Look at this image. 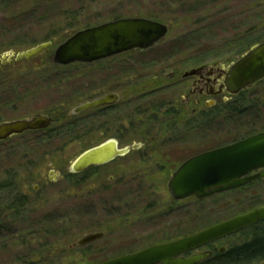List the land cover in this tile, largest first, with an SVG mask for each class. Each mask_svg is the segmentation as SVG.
Returning a JSON list of instances; mask_svg holds the SVG:
<instances>
[{
	"label": "rangeland",
	"instance_id": "obj_1",
	"mask_svg": "<svg viewBox=\"0 0 264 264\" xmlns=\"http://www.w3.org/2000/svg\"><path fill=\"white\" fill-rule=\"evenodd\" d=\"M137 17L168 26L156 47L77 69L50 66V54L75 32ZM263 41L264 0H0V62L9 53L51 43L47 52L2 67L0 123L69 114L113 89L122 100L115 112L92 125L79 124L73 135L53 137L37 131L3 141L0 180L15 176L28 212L14 229L23 238L1 242L0 264L100 263L263 207L264 179L201 201H174L166 184L184 159L264 133V79L232 99L230 110L195 116L187 111L169 132L161 121L144 123V116L137 115L152 104L180 101L184 86L174 84L184 70L229 63ZM171 72L176 77L168 81L165 76ZM157 90L161 92L154 93ZM53 127H58L55 119ZM100 131L107 136L100 138ZM113 136L119 147L146 145L97 172V179L67 178L70 164L81 153ZM173 137L181 140L159 146L157 138ZM93 185L111 189L90 196ZM4 207L0 202V211ZM98 232L104 233L101 239L73 246ZM32 234L37 236L34 241L28 238ZM243 239L246 236L237 233L215 247L225 252Z\"/></svg>",
	"mask_w": 264,
	"mask_h": 264
},
{
	"label": "water",
	"instance_id": "obj_2",
	"mask_svg": "<svg viewBox=\"0 0 264 264\" xmlns=\"http://www.w3.org/2000/svg\"><path fill=\"white\" fill-rule=\"evenodd\" d=\"M167 33L168 29L165 25L143 18H124L106 22L72 34L53 50L50 63L55 67H65L73 63H94L134 50L142 52L156 47ZM50 45L51 43H43L24 52L9 53L1 58L0 65L29 60L46 52ZM197 70H191L185 75H193ZM262 79H264V41L251 47L229 66L222 87L230 96H235ZM116 101L117 97L107 95L76 108L74 113ZM50 126L51 120L40 115L4 122L0 124V142L26 132L44 130ZM138 148L136 144L118 148L116 142L107 141L80 154L70 164L68 173L80 174L90 167L104 165ZM261 179H264V133L203 152L185 161L171 175L167 183V191L174 201L191 197L204 200L237 190ZM261 221H264V206L229 218L191 236L95 264H201L209 259L210 252L193 254L189 257L183 255L235 235ZM102 235V233L89 234L77 240L73 246L87 245L100 239ZM222 251L223 249L220 250Z\"/></svg>",
	"mask_w": 264,
	"mask_h": 264
},
{
	"label": "flooded vegetation",
	"instance_id": "obj_3",
	"mask_svg": "<svg viewBox=\"0 0 264 264\" xmlns=\"http://www.w3.org/2000/svg\"><path fill=\"white\" fill-rule=\"evenodd\" d=\"M143 19H147V20H150V21H153V22L161 23V24L165 25L167 27V29H168V26L166 24H164L160 20H156V19H153V18H143ZM114 20H118V19H114ZM259 43H261V42H259ZM259 43H256V44L250 46L247 50L251 49V47H253L255 45H258ZM134 51H137V50H134ZM244 53H245V51H244ZM113 58L114 57H111V58H108V59H104V60L97 61V62H94V63H89V64H86V63H73V64H70V65L65 66V67H70L72 69H77L79 67L90 66L91 64H96V63H101V62L104 63L105 61L111 60ZM237 59H239V58L237 57L234 61H236ZM49 61H50V58H49ZM234 61H230L229 63L213 62V63H210V64H202V65H199L197 67H192V68L184 70L180 74V80L177 81V83L174 84L175 86H178V85L182 86V84L184 86V90H183L184 92L182 94V98H181L180 101H178L177 99H174L173 101H170L167 104L165 102L162 103V104H158V105L152 104V105H149V107H147V110L140 111V112L137 113V115L144 116V123H151V124L153 123V125H154V124H156V123L161 121V123H163L162 127L164 128V131L165 132H169V131H171L172 127L174 128L176 126L177 121L179 119H181V117L187 111H189V115L191 114V116H195V115H197L199 113L200 114L204 113L205 111H215L218 114L219 112H226V111L230 110V106L229 105H230L231 100L234 99L235 97L241 95L242 92L245 91V90H243V91L239 92L235 96H230L222 87L223 83H224V80H225V77H226L227 70H228L229 66ZM2 67L3 66L0 65V68H1L0 73L2 71ZM57 68H63V67H57ZM194 69H198V70L193 75H188V76L185 75L186 73H188V72H190L191 70H194ZM174 77H176V74L171 72L169 75L165 76V79L168 80V81H172L174 79ZM100 82L103 83L104 80H100ZM113 90H109L108 92H106L104 94H101L98 97H96V98H94V99H92V100H90V101H88L86 103H83V104H81L79 106L74 107L69 112V114L61 113L58 117H55V118L53 116H50V115H40V116H45V117L49 118L51 120V126H53L54 119H55V121L58 123V128L63 127L65 129H68L70 127V128H72L71 132L74 133L76 131V127L77 126H80V125L81 126L82 125L83 126H89L90 124L92 125V124L95 123L96 120L100 119L101 117H103L105 115H108V113H110V112H115L116 111L118 105L122 102V100H121V96L116 91V89H113ZM159 92H161V90H157L154 93H159ZM107 95H114L115 97H117V101L115 103H112V104H108V105H105V106L89 109V110H86V111H83V112H80V113H77V114L74 113V110L76 108H78V107H80V106H82L84 104L90 103V102H92V101H94L96 99H100V98H102L104 96H107ZM155 97H156V94L151 96L152 99H154ZM219 100L221 102H219ZM126 103L127 104H133V101H128ZM182 107L187 109V110L182 109ZM188 107H191V108L188 109ZM36 116H39V115H36ZM170 124H171V126H169ZM44 130H46V129H44ZM37 131H42V130H36V131H32V132H37ZM97 131H99V129ZM72 133H70V135H73ZM99 135H100V138H102L104 135L107 136V134L104 133L103 131H100ZM70 138L72 139V136ZM8 139H10V138H8ZM154 139H156V138H154ZM182 139H184V138H182ZM152 140L153 139H149L148 141H150V143H152ZM177 140H181V138H179V137H173V138H168V139H159V138H157V141L160 142L159 146H160V144H161V146H163V145H165L167 143H170V144L171 143H175ZM107 141H114V142L117 143L118 148H123V147H119L118 140H117V138L115 136L105 138L104 141H102L101 143H99L98 145H96L94 147H97V146H99V145H101V144H103V143H105ZM134 144L139 146V148L137 150H135L136 152L139 151L140 149H142L146 145L145 143H134ZM225 146H227V145H225ZM221 147H224V146H221ZM221 147H218V148H221ZM154 148L156 149V146H154ZM218 148H215V149H218ZM87 150H89V149H87ZM151 151H152V149H151ZM131 152L132 151H130L127 155H129ZM152 153H150V155L154 156ZM127 155H125V156H127ZM197 155H199V154H196V155H194L192 157L184 159L182 162H180L177 165V167L173 170V172L170 174L169 179H170L171 175L185 161H187V160H189V159H191V158H193V157H195ZM125 156H123V157H125ZM123 157L115 158L114 160H112V161H110V162H108V163H106L104 165H101V166L90 167L87 170L83 171L82 173L77 174V175H73V176L78 177V178L80 177V178L83 179V181H85V180L88 181V180L92 179L91 177H94V179L95 178L97 179L98 176H95V175H97V172L110 167L113 163H115V161L117 159H121ZM92 174L94 176H91ZM68 175H69V173H68ZM70 175H72V174H70ZM42 179L44 180L43 176H42ZM169 179H168V181H169ZM168 181H167V183H168ZM108 182H112V178L111 177L108 178ZM101 187H103V188H101ZM100 188H101V190H100ZM166 188H167V184H166ZM110 189L111 188H109V187L105 188V186L93 185L91 187V189H90V192H92V193H89L88 195L94 196L96 194V196H97L98 194H100L102 192L103 193L108 192ZM222 194H224V193H222ZM219 195H221V194H219ZM215 196H217V195H215ZM187 199H193L195 201H201V200H196L193 197L187 198ZM177 202H181V201H177ZM105 203L109 204L108 201L105 202ZM98 233H102L103 234L102 236H104L103 232H98ZM185 237H188V236L184 235L183 238H185ZM179 239H182V238H179ZM179 239H177V240H179ZM95 241H97V240H95ZM95 241H93V242H95ZM173 241H175V240H171V241H168V242H165V243H169V242H173ZM219 241H221V240H219ZM219 241L213 242V243H211V244H209V245H207L205 247H202V248H200V249H198V250H196L194 252L186 253L185 255H183V257H189V256H191L193 254H199V253H202V252H210L211 255H210L209 258H212L216 254L223 253V251L220 252V250L223 249V248L217 250L216 247H215V244L217 242H219ZM165 243H160V244H165ZM160 244H156V245H153V246H157V245H160ZM149 247H151V246H149ZM149 247H146V248H149ZM146 248L140 249V250L132 252L130 254L140 252V251H142V250H144ZM126 255H129V253L126 254ZM122 256H125V255H122ZM117 257H121V256H117Z\"/></svg>",
	"mask_w": 264,
	"mask_h": 264
},
{
	"label": "trees",
	"instance_id": "obj_4",
	"mask_svg": "<svg viewBox=\"0 0 264 264\" xmlns=\"http://www.w3.org/2000/svg\"><path fill=\"white\" fill-rule=\"evenodd\" d=\"M51 57V54L49 58ZM49 60V59H48ZM49 64L53 66L50 61ZM67 128V127H66ZM72 128L50 127L40 132H49L53 137L70 136ZM29 133V132H28ZM34 133V132H33ZM7 141V140H6ZM5 142H0V146ZM68 179H75L73 175H68ZM15 176H7L6 180H0V202L4 203V209L0 211V244L4 241L15 239L19 241L23 236H17L18 232L14 231L18 223L23 222L27 214V201L19 194L18 188L14 184ZM2 213V214H1ZM36 233V232H35ZM246 239L239 244L232 245L228 250L221 254H216L201 264H255L264 263V221L239 232ZM15 235V236H14ZM27 238V237H26ZM30 241H34L37 236L32 234L28 236ZM27 238V239H28ZM24 242V241H23ZM5 246H3L4 248ZM21 263V262H19Z\"/></svg>",
	"mask_w": 264,
	"mask_h": 264
}]
</instances>
